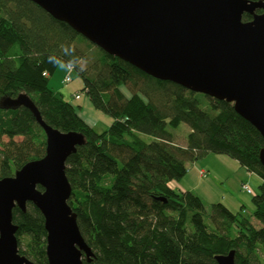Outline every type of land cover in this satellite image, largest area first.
Returning <instances> with one entry per match:
<instances>
[{"label": "trees", "instance_id": "1", "mask_svg": "<svg viewBox=\"0 0 264 264\" xmlns=\"http://www.w3.org/2000/svg\"><path fill=\"white\" fill-rule=\"evenodd\" d=\"M61 63L73 66L81 91L114 119L107 130H94L79 115L81 104L50 86ZM21 92L47 124L86 139L68 157L66 175L68 202L95 254L89 264H218L215 256L232 249L236 264H264V137L232 103L143 72L31 0H0V178L46 153L45 132L31 110L2 106ZM181 123L190 127L185 146L170 131ZM209 153L227 155L262 179L250 216L220 202L207 212L200 196L170 186L188 163ZM13 221L19 252L49 264L41 211L32 203L25 212L15 207Z\"/></svg>", "mask_w": 264, "mask_h": 264}, {"label": "water", "instance_id": "2", "mask_svg": "<svg viewBox=\"0 0 264 264\" xmlns=\"http://www.w3.org/2000/svg\"><path fill=\"white\" fill-rule=\"evenodd\" d=\"M31 1L143 72L232 103L264 137V0ZM2 106L31 110L45 132L46 153L0 178V264H37L19 252L13 221V209L25 212L29 203L45 219L49 264L91 263L95 254L68 202L66 175V161L85 144L84 135L47 124L27 93L5 97ZM260 159L264 165V147ZM215 259L236 264V250Z\"/></svg>", "mask_w": 264, "mask_h": 264}, {"label": "crops", "instance_id": "3", "mask_svg": "<svg viewBox=\"0 0 264 264\" xmlns=\"http://www.w3.org/2000/svg\"><path fill=\"white\" fill-rule=\"evenodd\" d=\"M67 66V65H66ZM79 92H75L72 94V97L74 99L75 95L78 94ZM81 97L76 100H81L82 99V93ZM82 108L79 111V115L86 121L87 124H89L94 130L95 126L97 124H102L106 128L103 130H107L111 124L113 123L114 119L103 113L99 112L100 110H97L92 103L90 102L89 98L87 97V100L81 104ZM97 131V130H96ZM101 131V132H103ZM98 132V131H97ZM99 132V133H101ZM174 142L178 145L185 146L187 140L183 141L182 143H178L177 141ZM209 154H207L205 159L196 161L194 163H191L190 165H187V173L185 176L179 180V182H170V186L177 191H192L196 195L200 196L202 200L204 201L205 205L209 204L210 206L214 203H223L225 206H227L231 211L233 212H238L239 210H235L233 206H238L237 208H244V210L247 212L246 205H244V202L242 197L238 196L237 199H231L230 197L227 196H222L220 195V187L219 183L221 182H228V181H236V174L239 175V173L244 169V175L248 178L251 179L254 176H256V173L248 171L246 168L242 167L240 163L232 159L231 157L220 154L219 157H216L215 162L220 164L221 167L218 164H215L213 162H209L206 160V157ZM229 157V158H227ZM229 169H231L230 172ZM201 170L206 171V175L201 174ZM226 180V181H225ZM262 180V179H261ZM238 182V180H237ZM225 184V183H224ZM242 185L247 184L244 183L242 180ZM223 185V183H222ZM208 194L211 198V201H208L206 197L203 195ZM216 195V196H215ZM215 196V197H214ZM207 202V203H206ZM207 207V205H206Z\"/></svg>", "mask_w": 264, "mask_h": 264}, {"label": "rangeland", "instance_id": "4", "mask_svg": "<svg viewBox=\"0 0 264 264\" xmlns=\"http://www.w3.org/2000/svg\"><path fill=\"white\" fill-rule=\"evenodd\" d=\"M68 69L65 63H61L60 66L58 67V69L54 72V74L52 76H50V81L49 84L50 86L57 92L61 93L63 95V97L67 100H69L70 102H72L73 104H83L86 100H87V96L85 93H83L81 91L84 82L83 79L79 76L78 72L76 70H73L72 72H70L71 74V78L72 80L69 83H64L63 79L66 75V73H68ZM81 92L82 93V99L81 100H76L72 97V94H74L75 92ZM199 97H201V95H199ZM201 99L203 101H205L204 97H201ZM102 112V111H99ZM106 127L102 124H97L95 126V129L98 132H101L105 129ZM170 131L173 133L174 135V139L175 141H177L178 143H182L183 141H185L187 139V135L190 132V127L188 126V124L186 123H181L177 128H170ZM147 141H150V138L148 136L144 137ZM16 140H21L22 137H16ZM3 141H8V137L4 136L2 138ZM220 154H216V153H209V155L206 157V160L209 162H213L215 164H218L215 162L216 157H219ZM229 158V157H227ZM205 158H202L201 160H203ZM200 160V159H199ZM197 160V161H199ZM196 162V161H195ZM191 163L194 162H190L188 163L189 165ZM220 167L221 165L218 164ZM231 169H229L230 172ZM245 170L243 169L239 175L236 174V181H228V182H221L219 183V187H220V195L222 196H227L230 197L231 199H237L238 196L242 197L243 201L242 203H244V205H246L247 208V212H244L243 214L245 216H250L252 214L253 211V203H252V197L258 193L259 191V186L262 184V180L261 178L256 174V176L253 175V177L251 179H248L245 175H244ZM238 180V182H237ZM242 180L244 181V183H247L249 185V187L252 189V193H248L246 190H244L242 188ZM226 181V180H225ZM172 182H179V180H172ZM223 183V185H222ZM225 183V184H224ZM205 194H203L206 199L208 201H211V198L208 194H206V192H204ZM216 196V195H215ZM214 196V197H215ZM207 203V202H206ZM207 205V212H210V205ZM235 210H239L238 212H240V208H237L238 206H233ZM253 224L255 226H260V223L256 220L253 219Z\"/></svg>", "mask_w": 264, "mask_h": 264}, {"label": "built area", "instance_id": "5", "mask_svg": "<svg viewBox=\"0 0 264 264\" xmlns=\"http://www.w3.org/2000/svg\"><path fill=\"white\" fill-rule=\"evenodd\" d=\"M67 69H68L69 72L66 73V75H65V77L63 79V82L64 83H69L72 80L70 72H72L74 70V68H73V66L68 65L67 66ZM44 75H47V73H44ZM80 97H81V94L80 93H78V94L75 95V98L76 99H79ZM201 174L202 175H206V171L201 170ZM242 188L244 190H246L248 193H252V189L249 187L248 184H243L242 185Z\"/></svg>", "mask_w": 264, "mask_h": 264}, {"label": "flooded vegetation", "instance_id": "6", "mask_svg": "<svg viewBox=\"0 0 264 264\" xmlns=\"http://www.w3.org/2000/svg\"><path fill=\"white\" fill-rule=\"evenodd\" d=\"M257 11L261 12L262 10L261 9H258Z\"/></svg>", "mask_w": 264, "mask_h": 264}]
</instances>
